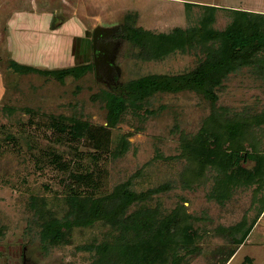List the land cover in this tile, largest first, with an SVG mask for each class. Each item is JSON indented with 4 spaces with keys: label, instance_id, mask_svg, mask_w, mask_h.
<instances>
[{
    "label": "rangeland",
    "instance_id": "rangeland-1",
    "mask_svg": "<svg viewBox=\"0 0 264 264\" xmlns=\"http://www.w3.org/2000/svg\"><path fill=\"white\" fill-rule=\"evenodd\" d=\"M128 14L155 36L203 26L264 30V0H0V264H104L99 249L118 247L119 231L96 221L53 245L31 204L45 200L64 219L73 193L101 197L127 182L137 192L167 187L146 207L171 240L152 263L142 236L127 239L118 264H264V56L230 75L215 105L187 90L114 110L107 92L190 71L216 42L198 34L176 51L142 56L118 35ZM88 62L93 70L62 81L14 65L59 71ZM53 117L72 126L114 121L109 148L58 132ZM231 124H241L237 136ZM241 223L254 225L243 244L232 232ZM187 233L190 247L176 246Z\"/></svg>",
    "mask_w": 264,
    "mask_h": 264
},
{
    "label": "trees",
    "instance_id": "trees-1",
    "mask_svg": "<svg viewBox=\"0 0 264 264\" xmlns=\"http://www.w3.org/2000/svg\"><path fill=\"white\" fill-rule=\"evenodd\" d=\"M187 6H192V4L187 3ZM215 9V7L211 8V10ZM241 15L247 18L251 13L242 12ZM254 17L259 18L260 16ZM136 19L137 15L128 14L118 35L121 39L141 48L142 56L144 54L149 58H157L163 47L167 49L164 50V55L176 51L184 44V39L192 41L198 34L216 42L208 49L205 57L199 61L197 66L190 71L179 75H155L131 80L120 84L117 93L107 92V104L112 105L114 110L129 105L141 106L155 93H180L187 90L196 92L215 105L219 101L218 91L225 85L230 75L237 73L242 67L254 66L257 60L264 56L263 28L250 30L247 26L240 25L227 31L214 32L203 26L198 29L176 28L169 34L163 33L155 36L153 32L138 27ZM247 19L249 20V18ZM206 22L204 20L203 24L205 25ZM14 65L19 72L52 74L61 81L68 76L79 78L95 68V64L89 62L59 71H47L18 63H14ZM112 115L115 116V113ZM51 120L50 126L53 129L60 133L69 132L74 138L84 137L98 151L107 150L111 144V127L114 125L112 120L109 127H95L86 123H76L72 126L56 117ZM227 127L231 136H237L241 132V124H231ZM166 188L163 186L145 192H137L133 189L132 183L127 182L116 187L111 194L101 197L79 195L75 192L69 196L70 208L64 219H59L48 211L45 200H42L40 205L37 202L38 199L34 198L31 206L41 225L43 239L53 245L65 242L68 233L75 226H89L96 221H103L121 233L116 239L118 247L115 249L113 245L107 243L100 247L99 252L104 258V262L102 261L104 264H118L119 256L116 252H118L121 243L127 239L132 241L138 236L144 238L140 243L138 242V245H145L144 249L149 248L150 251V255L142 254V256L153 263L158 261L156 258L164 250L163 248L167 244L165 240L169 242L171 237L168 236V233H166L167 237H164V221H158L157 215L146 207V203L155 194L161 193ZM253 226L245 229L244 224L241 223L232 228L234 234L235 232L241 233L240 237L236 239L239 244H243L247 239ZM193 238L187 233L180 243L175 240V245L188 249ZM135 248V254H140L139 248ZM177 262L179 261L175 259V264Z\"/></svg>",
    "mask_w": 264,
    "mask_h": 264
}]
</instances>
